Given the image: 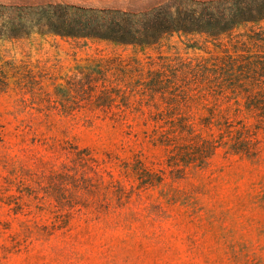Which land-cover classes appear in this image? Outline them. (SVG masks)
Masks as SVG:
<instances>
[{"label": "rangeland", "instance_id": "374dc122", "mask_svg": "<svg viewBox=\"0 0 264 264\" xmlns=\"http://www.w3.org/2000/svg\"><path fill=\"white\" fill-rule=\"evenodd\" d=\"M260 4L0 0V264H264V120L254 157L219 150L183 176L164 170L150 137L164 105L149 97L157 73H210L185 83L180 114L218 103L239 122L232 86L264 82ZM243 5L251 15L220 20ZM114 69L123 88L99 108ZM139 168L162 182L143 184Z\"/></svg>", "mask_w": 264, "mask_h": 264}, {"label": "trees", "instance_id": "16d2710c", "mask_svg": "<svg viewBox=\"0 0 264 264\" xmlns=\"http://www.w3.org/2000/svg\"><path fill=\"white\" fill-rule=\"evenodd\" d=\"M260 2L262 4L257 5V10H264V0H260ZM220 3L224 4L225 1ZM251 10L252 7L248 5L237 6L234 14L223 12L220 15V20L225 23L229 19L243 18L246 15H251ZM207 17V19L203 18L204 22L200 20L196 23L200 26V33L205 34L206 30H212L215 27V23H211L214 16L209 14ZM205 22H207L206 25ZM154 30H161V25L155 24ZM118 72L120 70L114 69L112 72L107 70L100 74L104 83V90L101 93V99L96 101L97 107L111 110L115 106L116 101L114 99L117 96L111 90H121L123 88L120 86L122 81L118 78ZM185 72L192 78L183 74V71L176 70L167 79L162 73H157L150 80L151 91L149 97L159 98L164 105L161 107L159 104H155V113L151 117L152 128L150 130L152 141L164 147L167 152L164 170L179 172L185 176L187 169L198 170L204 168L219 150H223L225 154L229 155L245 158L254 157L257 139L252 131L264 120V82L255 83L252 86H232L231 90H234L236 94L233 116L240 119L239 122L234 124L227 114L229 109L222 111L218 103L208 111L209 113L205 117L194 118L180 114L183 109L187 108L188 101L195 93L193 88H190L192 86L188 87V84L185 83L192 82L195 84L198 78H204V80L210 78V73L200 74L193 70ZM261 77L264 78V75ZM197 88V92L201 95H206L208 90L214 91L212 87L208 86L203 88L197 86ZM219 89L222 90L223 88L219 87ZM239 98H244L243 105L240 104ZM250 119L254 122H250ZM160 175L143 168L137 169V176L141 179V182L150 187L154 186L156 179H159L157 182H162Z\"/></svg>", "mask_w": 264, "mask_h": 264}]
</instances>
